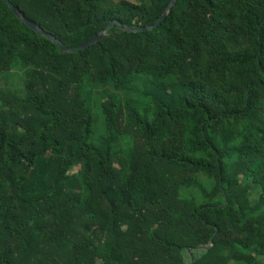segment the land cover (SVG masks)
I'll return each instance as SVG.
<instances>
[{"label": "trees", "instance_id": "obj_1", "mask_svg": "<svg viewBox=\"0 0 264 264\" xmlns=\"http://www.w3.org/2000/svg\"><path fill=\"white\" fill-rule=\"evenodd\" d=\"M171 1L11 0L69 48ZM118 28L63 52L0 0V264H264V0Z\"/></svg>", "mask_w": 264, "mask_h": 264}, {"label": "water", "instance_id": "obj_2", "mask_svg": "<svg viewBox=\"0 0 264 264\" xmlns=\"http://www.w3.org/2000/svg\"><path fill=\"white\" fill-rule=\"evenodd\" d=\"M5 1L9 5V7L11 8V10L19 18H21L27 25H29L30 27H32L33 29H35L39 33H41L43 35H46L49 38H51L56 44H58L61 47V49H62L63 52H78V51L84 50V49L88 48L90 45H92V44H94V43L102 40L107 35V33H106L107 29L110 28L114 24H118L119 25V28H118L117 31H120V30L138 31V30H147V29H153V28H155L166 17V15L168 14L169 10L172 8V6L176 3L177 0H172L169 3L168 7L165 9V11L162 13V15L159 17V19L153 25L143 26L141 28H129V27L125 26L124 24H122L120 21L115 20V21H112L110 24H108L98 34H96L95 36H93L92 38H90L89 40H87L86 42L82 43L81 45H79L76 48H69V47L65 46L55 36H53L52 34L44 31L38 24H36L34 21H32L29 18H27L24 15V13L17 6H15L11 2V0H5Z\"/></svg>", "mask_w": 264, "mask_h": 264}, {"label": "rangeland", "instance_id": "obj_3", "mask_svg": "<svg viewBox=\"0 0 264 264\" xmlns=\"http://www.w3.org/2000/svg\"><path fill=\"white\" fill-rule=\"evenodd\" d=\"M26 68L22 65H18L15 69H13L9 73L0 74V84L3 86H11L14 89L24 92V80H25V72ZM2 79V80H1ZM93 95H99L93 91ZM100 131L95 132L94 138H97Z\"/></svg>", "mask_w": 264, "mask_h": 264}]
</instances>
